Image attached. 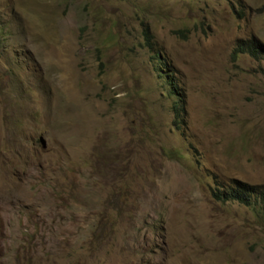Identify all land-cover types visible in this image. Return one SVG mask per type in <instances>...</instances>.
Instances as JSON below:
<instances>
[{"label":"rangeland","instance_id":"374dc122","mask_svg":"<svg viewBox=\"0 0 264 264\" xmlns=\"http://www.w3.org/2000/svg\"><path fill=\"white\" fill-rule=\"evenodd\" d=\"M248 40L264 0H0V264H264L214 197L264 185Z\"/></svg>","mask_w":264,"mask_h":264},{"label":"trees","instance_id":"16d2710c","mask_svg":"<svg viewBox=\"0 0 264 264\" xmlns=\"http://www.w3.org/2000/svg\"><path fill=\"white\" fill-rule=\"evenodd\" d=\"M152 46L153 44L150 43L149 47ZM235 53L237 55L247 54L255 60L264 61V45L259 43L257 40H248L247 42H243V44L239 47V50ZM158 59L160 60V58ZM159 63L161 64V71L163 73L167 72V66H164V64L160 61ZM165 76L169 87L177 92L178 86L174 84L175 73L173 71H169L167 74H165ZM175 96L178 95L176 94ZM183 103V99L177 97V103L173 107L175 111L174 125L178 130L180 129L178 124L181 123L184 126L185 109L182 106ZM230 182L233 184L228 186L220 185L219 189L216 191V193H214V197L222 203L237 202L242 206L257 207V210L260 212V214L264 216V185H250L237 180H231Z\"/></svg>","mask_w":264,"mask_h":264},{"label":"clouds","instance_id":"9594fccd","mask_svg":"<svg viewBox=\"0 0 264 264\" xmlns=\"http://www.w3.org/2000/svg\"><path fill=\"white\" fill-rule=\"evenodd\" d=\"M218 202H221V201H218ZM228 203V202H227ZM245 207V206H244Z\"/></svg>","mask_w":264,"mask_h":264}]
</instances>
